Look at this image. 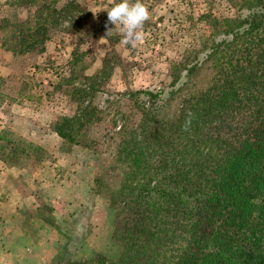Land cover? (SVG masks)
Returning a JSON list of instances; mask_svg holds the SVG:
<instances>
[{
	"label": "trees",
	"instance_id": "obj_1",
	"mask_svg": "<svg viewBox=\"0 0 264 264\" xmlns=\"http://www.w3.org/2000/svg\"><path fill=\"white\" fill-rule=\"evenodd\" d=\"M57 1L47 13L44 2L19 0L26 18L2 20L0 31L8 29L14 47L23 50L43 49L48 27L62 21L89 25L91 36L102 31L110 42L119 38L107 34L108 15L100 22L77 0L60 7ZM243 8L220 31L230 38L212 41L203 58L231 49L227 70L220 69L216 83L173 114L167 113L172 100L164 95L176 93V72L168 92H114L110 97L120 100L106 98L101 106L91 101L99 90L97 73L83 74L79 84L73 82L76 75L63 79L73 83L77 107L72 115H57L53 131L109 156L104 180L116 187L98 177L93 181L97 193L104 186L106 199L115 204L113 239L121 249L114 259L93 252L67 264H264V0H244ZM193 62L188 75L201 61ZM117 102L122 109L110 114ZM188 112L193 119L185 130ZM102 124L101 137L87 135Z\"/></svg>",
	"mask_w": 264,
	"mask_h": 264
},
{
	"label": "rangeland",
	"instance_id": "obj_2",
	"mask_svg": "<svg viewBox=\"0 0 264 264\" xmlns=\"http://www.w3.org/2000/svg\"><path fill=\"white\" fill-rule=\"evenodd\" d=\"M65 1L59 0L56 5L60 7ZM77 1L91 10L100 22H104L113 2ZM41 2L49 7V13L53 0H38L37 4ZM143 3L151 16L143 28L145 40L136 48L122 42L121 32L113 24L109 25L108 31L112 29L119 38L113 37L110 42L101 35L102 31L91 36L89 25L71 27L72 23L62 21L48 27V39L41 50L38 47L31 50L14 47L8 29L0 31V118L6 120V127L0 129V156L8 166L57 164L55 169L62 176L57 180L59 186H51L54 189L52 197L58 195L64 199L75 215L57 223L55 215L51 214L52 206L42 199L44 188L36 189L42 199L39 215L54 227L49 238L56 255L51 262H14L13 257H8L0 264H67L89 259L93 252L109 259L120 253L121 249L113 239L115 204L106 199L104 186L97 193L93 181L96 177L103 180L106 177L109 156L70 144L53 131L56 116L72 115L77 107L76 99L70 94L73 83L64 81L65 77L71 79L76 75L73 82L79 84L84 81L83 74L97 73L95 82H100L99 90L91 101L101 106L106 98L120 100L110 97L114 92L145 89L168 92L172 89V72H176L180 74L174 85L176 93L164 95L172 100L167 113L173 114L182 102L193 100L216 83L214 79L220 69L227 70L231 49H224L217 58L216 55L206 61L203 58L212 41L230 38L220 31L226 20L236 19L244 13V0H144ZM22 6L19 0H0V27L2 20L14 23L26 18ZM214 22L218 24L213 25ZM216 26L217 33L213 35ZM195 60L201 62L188 75L186 68ZM100 70L102 72L98 73ZM119 108L122 109L117 102L108 110L110 114H117ZM103 130L102 124L90 127L86 133L101 137ZM12 174L2 179L5 189L22 184L21 175L16 176V171ZM54 178L50 182H54ZM61 180L66 184L63 185ZM88 180L92 185L86 183ZM104 183L116 187L113 180L105 179ZM74 206L77 212L73 211ZM10 207L9 203L0 202V221L3 214H11L14 225L22 226L23 222L28 230L32 233L35 230L34 234L41 237L36 231L42 223L35 222L31 212L26 209L14 212L9 210ZM15 213L18 214L15 216Z\"/></svg>",
	"mask_w": 264,
	"mask_h": 264
},
{
	"label": "crops",
	"instance_id": "obj_3",
	"mask_svg": "<svg viewBox=\"0 0 264 264\" xmlns=\"http://www.w3.org/2000/svg\"><path fill=\"white\" fill-rule=\"evenodd\" d=\"M5 123L6 120L0 118V129L6 127ZM50 164L51 166L46 164L39 166H8L0 156V202L9 203L11 205L10 211L15 212L26 209L33 214L35 222L42 223H38L37 226L36 234L41 236L38 237L34 234L35 230L32 233L23 225V222L22 226L14 225L15 221L12 222L11 214H3V220L0 221V262H5L8 257H13L14 262H51L54 259L56 251L51 245L52 240L49 238L52 237L53 232L51 230L54 227L46 223L39 215L42 199L52 206L51 214L55 215L57 223L58 220L62 221L70 218L72 212L70 206L67 203L65 204L64 199L59 198L58 195L55 198L52 197L54 189L51 186L53 184L59 186L57 180H59V176H62V173L59 174V170L55 169L57 164L52 162ZM13 171H16V176L21 175L22 184L5 189L2 179L9 177L10 173L13 175ZM45 172L46 176L44 175ZM53 178L54 182H50ZM61 182H63V185L66 184V181L61 180ZM86 183L90 185L88 181ZM38 188H44L45 191V196L41 200L37 194L36 189ZM81 188L83 189V187ZM73 211L77 212V207L74 206ZM17 214L15 213V216ZM74 216L72 214V217ZM32 220L30 221L32 222Z\"/></svg>",
	"mask_w": 264,
	"mask_h": 264
},
{
	"label": "clouds",
	"instance_id": "obj_4",
	"mask_svg": "<svg viewBox=\"0 0 264 264\" xmlns=\"http://www.w3.org/2000/svg\"><path fill=\"white\" fill-rule=\"evenodd\" d=\"M151 13L142 0H120L108 10L107 23L119 28L122 35V42L136 48L145 40L143 31L145 23L150 19ZM112 29H109L108 35ZM103 37L101 38V41ZM100 41V42H101ZM193 114L188 112L185 120V130L191 125Z\"/></svg>",
	"mask_w": 264,
	"mask_h": 264
}]
</instances>
